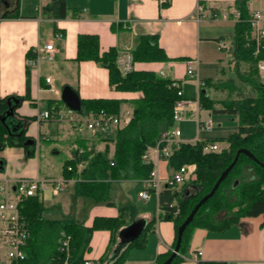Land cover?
Listing matches in <instances>:
<instances>
[{"label": "crops", "instance_id": "1", "mask_svg": "<svg viewBox=\"0 0 264 264\" xmlns=\"http://www.w3.org/2000/svg\"><path fill=\"white\" fill-rule=\"evenodd\" d=\"M66 1L69 7L68 15L65 18H53L43 10L50 0H30V2L29 0H0V100L20 97V100H13L16 105L13 114L16 119L24 121L25 136L27 137L25 145L19 144L18 138L14 139L15 144L13 145L7 144L2 147L0 143V178L2 179L15 180L23 176L64 177L67 179L66 185L72 182L76 187V183L81 179L80 172L85 166L77 164L78 170L75 175H69L64 171V163L76 159L77 149L80 148L93 149L96 152L102 151L103 146L100 142L107 143V141L103 142L100 139H110L111 136L108 138L103 135L94 137L89 131L84 133L78 131L79 134L75 130L71 132L69 130L71 126L66 121H41L38 118L43 110L55 105L63 109L67 108L61 99L63 89L61 87L70 85L79 93L81 99L129 98L124 102L129 103L130 110H132L130 98L138 96V92L116 90L110 84L109 69L99 62L76 60L79 35H97L100 53H104L112 47L119 49L129 46L133 50L138 44L140 36L156 37L159 46L166 52L168 60L164 62L138 61L135 62L134 69H152L158 73L163 70L167 78L178 79L182 83V80L174 74L175 68L182 67L186 73V61L197 58L199 73L202 63L201 55L204 51L209 50L210 44H216L218 51L219 49L222 51L219 48V40L228 38L222 24L226 22L236 24L237 22L234 18V12L237 10L235 0H169L165 3H161L159 0ZM258 1L249 0V9H259L263 12L259 6L255 5ZM1 5L3 6L1 7ZM17 6H19L18 10ZM225 10L229 11L227 18L221 16ZM17 11L18 15L15 14ZM216 13L218 16H215ZM48 24L52 25V29L47 28ZM58 32L63 35L58 36ZM232 41L234 42V40ZM46 43H54V59L42 60L37 67L29 68L27 65L28 56L32 54L33 50ZM45 62L52 66L48 69L43 68ZM55 70L56 78L53 74ZM46 76L52 78V84L45 81ZM201 82L200 78V87ZM190 103L191 101L187 104V108ZM194 109L195 107L188 108L187 116H190V112ZM53 122L60 123L58 124V139L54 141L51 151L58 154L61 149H64L67 158L62 164L60 163L58 170L53 172L52 169V171L43 172L44 164L40 158L41 147L43 141L53 140L48 128V124ZM200 133L201 131L198 132L194 142L189 143L194 144L199 138H211L201 137ZM219 144L222 148L228 146V143L226 146L220 142ZM36 145L40 146V153L37 154V157L35 155ZM109 149L108 156L111 158L114 154L115 144H110ZM147 151H150V155L156 160L154 147H149ZM42 155L52 156L49 153ZM157 163L162 175L172 174L174 168L170 167L168 160L159 159ZM139 180H113L110 192L115 185L119 186L118 189L121 186L124 189L125 185L127 186L125 182ZM164 189L167 188H162L160 192L151 191L147 199L141 198L138 192V199L143 201L149 200L152 195L157 196L156 210L152 213H141L136 218H129L123 205H117L109 195L110 204L102 202L104 205L102 207L97 205L93 208L89 217L82 220L77 217L73 219L85 226H91L96 216H118L121 212L124 213L127 225L139 218H145L148 222L155 217L154 228L147 233L145 246L131 247L122 263L154 264L160 254L173 249L176 239L174 219L160 217V214L163 213L160 209V193ZM169 189L178 193L179 197L193 190L189 182ZM61 191L55 193L51 187H48L39 196L45 205L46 195L48 198H54L59 196ZM118 242V235L117 239H112L110 230H94L90 248L85 255L99 259L109 258ZM198 251H201V254L195 257L194 253ZM182 257L183 260L177 264H199L200 262L264 264V214L242 217L239 222L224 230L195 227Z\"/></svg>", "mask_w": 264, "mask_h": 264}, {"label": "trees", "instance_id": "2", "mask_svg": "<svg viewBox=\"0 0 264 264\" xmlns=\"http://www.w3.org/2000/svg\"><path fill=\"white\" fill-rule=\"evenodd\" d=\"M19 1V0H18ZM249 0H235L236 9L241 13V19L235 24L234 56L239 64H249V69L241 71L237 65L240 79L247 83L256 95L239 98L230 97L222 100V108L213 107V101L208 98L206 90L199 95L202 105L212 108L215 112H229L238 116V130L224 138H207V140H226L227 147L220 152L205 153L203 151L206 140H198L194 144L182 142L176 146L169 158L170 167L178 168L186 163L196 164V177L189 182L192 192L178 196L169 188L160 193L161 218H172L176 224V239L178 228L196 203L207 194L221 172L232 162L239 148L244 147L257 157L254 161L245 154H241L233 170L221 183L215 194L205 202L196 213L194 220L187 226L183 234L182 245L176 258L171 264L183 260L186 247L193 229L202 226L211 229L224 230L240 221L242 217H254L264 214V82L260 79L258 62L264 59V51L255 55V49L247 44L251 27L247 19L250 16ZM19 6H17L18 10ZM53 18H65L69 7L66 0H50L43 7ZM18 15V11L15 13ZM135 62H164L168 56L159 46L156 37L140 36L138 44L132 50ZM117 48H110L100 53L99 37L95 34H81L78 38V53L76 60H95L107 67L110 73V84L116 90L138 92L139 95L130 98L132 104V119L130 123L118 129L111 137L115 142L113 157L109 158L110 149L95 152L86 150L76 159L64 163V171L73 174L78 170L77 164L81 159H87V165L81 170V179L76 183V196L93 199L95 202L109 201L111 182L119 179H142L147 177L153 169L152 162L143 160V155L150 146L174 125V107L180 99L178 91L182 90V83L178 79H171L159 75L152 69H134L123 76L116 64ZM235 89L231 85H225ZM129 98H91L81 99L84 112H100L105 110L119 114L121 103ZM15 100L9 97L0 100V143L1 146L13 145L18 138L19 144H26V129L20 135L9 133L6 124L1 120L6 111L16 108ZM12 101V102H11ZM62 102V101H61ZM63 103V102H62ZM64 104V103H63ZM23 127L25 124L21 122ZM17 144V143H16ZM111 161L114 164H111ZM69 165L73 169L68 170ZM238 185L234 186L235 181ZM185 193V189L183 191ZM20 212L29 225L30 236L26 246L25 259L13 260L10 264H63L65 253L59 249L60 233L64 230L71 236L70 264H82L85 252L90 248V240L94 230L107 229L111 231L112 239H117L119 230L126 226L124 213L118 216H96L91 226H85L76 219H48L43 217L45 205L39 195L23 196L19 202ZM180 209L177 215L174 213ZM226 209L229 216L219 223H215L212 216L220 210ZM156 218L147 222L139 237L125 247L115 261L109 264H122L127 251L131 247H144L147 233L154 228ZM173 250V249H172ZM172 250L160 254L154 264H161ZM108 258L101 260L108 261ZM199 264H225L224 262H200Z\"/></svg>", "mask_w": 264, "mask_h": 264}, {"label": "built area", "instance_id": "3", "mask_svg": "<svg viewBox=\"0 0 264 264\" xmlns=\"http://www.w3.org/2000/svg\"><path fill=\"white\" fill-rule=\"evenodd\" d=\"M161 3H165L169 0H159ZM250 16L247 21L250 24L251 31L248 36L247 44L255 49V55L261 54L264 51V13L259 9L250 10ZM218 16V13L215 14ZM222 17H229V11L225 10L221 14ZM234 18L238 21L241 19V13L239 10L234 12ZM58 36H62L61 32L57 33ZM219 45L221 49H226L232 51L233 60H235L234 50L235 45L233 41H228L227 39H220ZM118 55L116 59L117 67L123 76L130 74L134 70V58L132 49L129 46L117 49ZM55 53L54 43H46L41 47L33 50L27 58V65L29 68H35L39 65L42 60H53ZM187 69L186 73L191 78H197L200 82L198 73V59L191 58L186 61ZM260 79L264 82V59H260L258 62ZM159 75L166 77L163 70L159 71ZM45 81L49 84L53 83L50 76L45 77ZM54 91L57 89L52 88ZM180 99L175 103L174 107V124L183 120L187 117V101L183 97L182 90L178 91ZM195 109L190 112V116L198 118L199 131L210 132L213 129V122L201 121L200 120V98L197 96L194 99ZM132 111H128L123 115L110 113L105 110L100 112H84L76 111L69 107L63 109L55 105L51 108L43 110L38 118L47 121H66L75 130L80 133L89 131L94 136H109L113 135L116 130L128 125L132 119ZM181 136L180 129H175L174 125L168 131H166L163 136L154 145V150L156 153V160L169 158L174 152ZM198 140H206L203 151L205 153L210 152H220L222 147L218 141L207 140V138H199ZM151 147V146H150ZM90 150V149H89ZM86 152L85 149H78L79 155L82 156ZM143 160L146 162L153 163V169L150 174L140 179L145 183L146 186L139 191V196L143 199H147L150 196L151 191L160 192L162 188H177L187 182H191L196 177V164L186 163L178 168H175L171 175H162L159 169V165L156 160L150 155V151H146L143 155ZM88 163L87 159H81L79 161L80 166H86ZM113 165L114 162L111 161ZM69 170H72V165H69ZM67 183V179L55 178V177H19L15 180L2 179L0 178V221L2 226L0 227V242L7 248V256L9 259V264L13 260L25 259L27 256L26 246L28 243V238L30 236L29 225L26 219L20 212L19 202L23 196H34L40 195L48 187H51L55 193L61 191ZM180 209L174 213L177 215ZM59 249L61 252L65 253V260L63 264H70L69 256L71 252V236L67 234L64 230L60 233L59 238ZM86 253V252H85ZM201 254V251L194 253L197 257ZM82 264H109L108 261H103L99 258H93L84 256Z\"/></svg>", "mask_w": 264, "mask_h": 264}, {"label": "rangeland", "instance_id": "4", "mask_svg": "<svg viewBox=\"0 0 264 264\" xmlns=\"http://www.w3.org/2000/svg\"><path fill=\"white\" fill-rule=\"evenodd\" d=\"M30 2V0H29ZM30 4V3H28ZM255 5L260 7L264 12V0H259ZM3 5H1L2 7ZM225 28V32L228 36V40L232 41L234 38L235 24L234 22H226L222 24ZM47 28L52 29V25L48 24ZM219 47V45H218ZM220 48V47H219ZM202 63L199 67V77L201 78V87L200 82L197 78H191L189 75H186L182 67L177 66L174 70V74L182 80V92L183 97L191 101L188 108L195 107L194 99L200 95L201 90H206L208 98L213 101V107L216 109L222 108V100L230 97L239 98L246 97L250 95H256V92L245 82H243L237 72V65L241 71L248 70L249 64L241 62L240 64L233 60L232 51L222 49V51L217 49L216 44H210L208 51H204L201 55ZM52 65L48 62L43 64V68L48 69ZM55 78L56 70L53 71ZM231 85L235 89H230ZM63 87H61L62 89ZM68 107V106H66ZM187 108V109H188ZM131 105L129 103L123 102L120 106V114L123 115L128 111H132ZM189 115V114H188ZM200 120L201 121H212L213 129L210 132L201 131V137H211V138H224L238 130V116L229 112L217 111L215 112L212 108L201 106L200 109ZM60 122H53L48 124L50 131V136L53 139L52 141H43L42 143V153L41 159L43 160L44 168L43 172H53L58 170L60 165L67 158V154L64 149H61V152L54 154L51 150L54 145V141H57L59 134V124ZM67 128V126H66ZM69 128V127H68ZM175 129H180L181 136L177 145L185 142H194L197 138L199 132V122L198 118L194 116H187L183 120H179L174 124ZM120 129V128H119ZM71 132L75 130L73 127L69 129ZM78 134L79 132L75 130ZM117 131V130H116ZM115 131V132H116ZM114 132V133H115ZM92 135V134H91ZM69 136V135H68ZM82 136V135H80ZM85 136H88L85 134ZM94 136V135H92ZM90 136V137H92ZM112 136V135H109ZM96 137V136H94ZM107 143H102V151L108 149L110 144H115L111 139L103 140ZM183 140V141H182ZM111 142V143H110ZM223 146L227 145V141H219ZM40 146L36 145L35 155L40 153ZM96 152V151H95ZM51 154L52 156L45 157L42 154ZM61 163V164H60ZM49 165V166H48ZM124 189L121 186L118 189V185H115L110 192V198L116 202L117 205H123L126 209L127 216L129 218H136L141 213H152L156 210L157 196L152 195V197L143 201L138 199V192L144 188L145 183L141 180L125 182ZM64 190V191H63ZM61 191L59 196L54 198L45 197V207L46 210L43 212L44 218H74L79 219L87 218L91 215L93 208L97 205L102 207L104 204L102 202L95 203L93 200L84 199L82 196H76V187L75 183H68L65 188ZM229 216V212L226 209L220 210L212 216V219L215 223H219ZM0 264H9V259L7 256V248L3 244H0Z\"/></svg>", "mask_w": 264, "mask_h": 264}, {"label": "water", "instance_id": "5", "mask_svg": "<svg viewBox=\"0 0 264 264\" xmlns=\"http://www.w3.org/2000/svg\"><path fill=\"white\" fill-rule=\"evenodd\" d=\"M62 101L71 109L76 111H82V100L79 93L72 88L70 85H65L62 89L61 95ZM1 120L6 124L9 133L13 135H20L25 128L23 127L22 123L24 121L18 120L15 118L13 114V106L11 105L10 109L6 111L5 115L1 117ZM27 143V142H26ZM241 154H245L254 161H258L257 157L251 152V150L241 147L237 150L236 155L232 162L221 172L217 181L215 182L212 189L205 194L194 206L192 211L187 215L184 221L178 228V239L176 242L175 247L172 250V253L161 263V264H171L173 260L178 255L181 245L184 231L186 230L187 226L194 220L196 213L198 212L199 208L207 202L217 191L221 183L226 179V177L230 174L233 170L234 166L237 164L239 157ZM239 180L235 181L234 186L238 185ZM147 225V220L145 218H139L134 220L133 222L129 223L128 225L122 227L118 232L119 242L115 247L113 254L111 257L108 258V262L112 263L116 260V258L120 255L122 250L127 247L131 242H133L137 237L141 235Z\"/></svg>", "mask_w": 264, "mask_h": 264}]
</instances>
